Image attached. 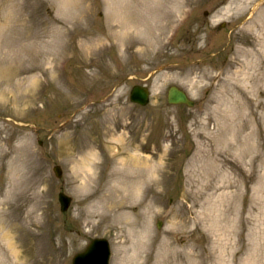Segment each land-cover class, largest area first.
Listing matches in <instances>:
<instances>
[{
  "label": "rangeland",
  "instance_id": "1",
  "mask_svg": "<svg viewBox=\"0 0 264 264\" xmlns=\"http://www.w3.org/2000/svg\"><path fill=\"white\" fill-rule=\"evenodd\" d=\"M109 1L0 0L1 149L11 150L17 175L23 174L7 204L2 180L0 210L27 209L29 195L37 193L45 204L46 239L60 249L57 264H71L95 236L110 240V264H264V123L250 139L244 136L248 126L238 130L241 119L225 126L220 117L222 87L241 69L239 50L254 46L257 32L249 26L264 0H186L187 13L182 21L174 18L161 46L151 36L161 10L157 1L128 0L123 14L137 11L147 25L146 31L133 25L138 34L129 36L149 51L104 38ZM140 2L154 11L140 12ZM170 3L164 2L165 13ZM95 37H103L101 45L94 46ZM138 83L150 87L145 106L128 100ZM257 84L264 86V79ZM170 85L185 89L194 106L169 105ZM115 124L124 139L119 155L111 154L116 143L103 134ZM133 145L160 164L159 185L128 203L134 223L125 228L121 215L104 216L90 194L100 183L113 184L111 169ZM88 149L95 152L96 175L83 185L76 167ZM55 164L60 178L51 170ZM60 189L72 197L64 213L56 198ZM140 233L146 236L135 245Z\"/></svg>",
  "mask_w": 264,
  "mask_h": 264
},
{
  "label": "bare ground",
  "instance_id": "2",
  "mask_svg": "<svg viewBox=\"0 0 264 264\" xmlns=\"http://www.w3.org/2000/svg\"><path fill=\"white\" fill-rule=\"evenodd\" d=\"M156 1V4H158L156 9L158 10L160 7L161 10L157 13L158 19L156 21L155 32L150 34L152 39L156 40L157 46H161L164 35L173 25L172 21H174L176 16H180L183 13L186 0H171L170 8L166 13L163 8L164 2L166 3L168 0ZM128 4V0L109 1V22L104 38L112 40L111 44L116 43L119 46H125V48L137 46L140 51H149L150 48L146 46L145 42L129 36L131 32L132 34H138L136 29H132L133 25H145V31L147 30V25L144 21L137 19L136 15L139 17L137 11L123 14L122 10L125 7L127 8ZM137 4L141 6L140 12L146 10L147 12L149 10L154 11V8L146 2ZM242 9L245 11L246 4H244ZM225 10L228 11L229 8H225ZM249 27L254 28L257 32V37L253 47L248 46L239 50L243 57L240 61L242 64L240 65L239 63L241 69H235L234 73L236 75L234 76L233 83L225 82L222 87L220 94V106L222 108L220 117L225 126H228L230 123L237 125L238 120L241 119L242 121L240 126H238V130L241 132L242 127L248 126L244 136L251 139L255 134L254 130L257 123H264V86L257 84V80L264 79V65L261 63V60H264V9ZM151 36L149 35V37ZM102 39L103 37H95L93 39L94 46L101 45ZM256 65L258 68H256ZM153 89H158V85H154ZM229 90L232 91V94L228 92ZM114 126L116 129L106 128L103 134L109 136L112 143H116L112 145L113 150L111 154L119 155L123 151V132L117 130L116 124ZM262 139L264 141V134L262 135ZM2 142L3 139L0 138V171L5 167L2 170L4 177L0 179V186L3 180L2 183H6V189L2 202L3 204H7L10 200H8V196H14L15 191L20 186L23 174L20 172V175H17L16 167L13 166L17 158L9 156L11 150L8 151V154L3 153L1 149ZM254 146L255 143H253V148ZM132 148L133 153L127 155V157L117 158L116 164L111 169L109 176L113 177V184L103 187L100 183L94 194H90V197L95 195L96 200L94 205L104 209L102 211L104 216L113 215L119 217L121 215L122 217L118 219V222L125 224V228H128L130 223H134L133 218L129 217V212L127 213L126 211V209L130 208L128 203L133 202L135 197H142L143 192L145 193L147 190L152 191L159 185L155 174L158 172L160 164L158 165V162H148V157H143L136 152L139 148L135 145ZM7 155L8 157H6ZM94 157L95 152L88 149V152L77 161L76 169L80 173L79 176L82 179L83 185H87L95 178L96 171L92 170L93 163L95 162ZM254 162L255 160H252L251 157L248 158V162H245L249 164L247 166L249 172L253 170ZM99 173L101 174V172ZM1 194L2 191L0 192ZM38 196L35 192L29 195L28 202L31 205L27 209L18 210V206L16 205L15 210H9V208L0 210V264H56L57 252L55 250H57V246H54L52 249V245L46 239L41 221V214L46 213V210H43L45 204ZM90 214H94V212L91 211ZM90 214L88 213V215ZM124 232H126V229L125 231L123 230L122 234ZM144 234L140 233L133 243L135 245L142 244L146 236V233ZM139 250V246H137L131 257H137ZM121 254L120 259L123 258ZM124 256L127 259L130 258L127 255Z\"/></svg>",
  "mask_w": 264,
  "mask_h": 264
},
{
  "label": "water",
  "instance_id": "3",
  "mask_svg": "<svg viewBox=\"0 0 264 264\" xmlns=\"http://www.w3.org/2000/svg\"><path fill=\"white\" fill-rule=\"evenodd\" d=\"M169 101H177V102H186V99L184 97V94L181 91L176 90L175 88H172L169 91ZM132 98L135 100L137 98V100L139 102H145L146 101V90L142 87L139 86H135L132 89V94H131ZM60 200L62 203V209H64V207H66L69 199L67 197H65V195H63L62 193H60ZM89 247L87 249L86 252H88ZM80 253L78 255L75 256L74 261L78 262L79 264H89V259H88V255L87 253Z\"/></svg>",
  "mask_w": 264,
  "mask_h": 264
}]
</instances>
